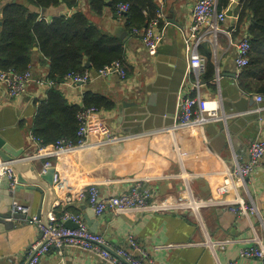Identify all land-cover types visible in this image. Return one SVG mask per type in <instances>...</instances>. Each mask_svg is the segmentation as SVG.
Segmentation results:
<instances>
[{
  "label": "crops",
  "instance_id": "obj_1",
  "mask_svg": "<svg viewBox=\"0 0 264 264\" xmlns=\"http://www.w3.org/2000/svg\"><path fill=\"white\" fill-rule=\"evenodd\" d=\"M86 1L82 0L78 9L88 14L102 32L124 39L126 66L131 72L127 80L111 75L62 90L70 103L79 106L83 105L87 93L112 99L116 108L98 111L90 121L106 123L113 136L120 140L103 144L102 136L92 135L87 147L50 158L59 176L58 182H54L58 195L55 218L67 210L82 214L87 225L88 220H94L98 225L96 233L105 238L113 252L125 247L132 233L149 257L159 263L263 264L240 257V251L251 245L248 239L254 236V230L264 244V158L244 186L235 185L225 196L229 200L247 201L252 197L258 215L249 218L239 217L217 205L201 207L197 217L193 211L170 210L145 215L108 213L98 218L85 203L65 202L90 183H99L103 194L108 195L126 191L131 180L146 183L156 200L167 199L173 204L215 203L224 197H220L218 189L224 185L227 171L237 163L244 164L250 145L264 139V100L258 103L259 95L244 94L237 84L241 71L235 65L236 45L244 35H235L236 6L232 16L221 25L216 45L206 42L199 49L206 61L211 55L215 78H220L219 85L201 82L200 92L204 99L220 101L224 119L203 128L196 124L175 128L180 98L187 90H193L190 83L196 78L188 68L184 33L200 0H159L167 25L165 39L155 58L148 56L140 34L128 35L124 15L114 16L110 9L102 16L93 15ZM11 2L0 0V8L3 10ZM23 3L48 22L75 12L64 5L42 10ZM35 51L33 75L35 79L47 77L39 49ZM47 91L33 83L23 97L9 100L0 85V129L14 138L16 150H25L24 158L32 162L34 158L40 171L44 161L35 156V150L28 144V134L36 113L35 103L45 98ZM15 201L28 208L31 215L37 216L38 212L39 196L33 198L25 190L0 189V264L24 262L31 243L38 238L35 226L11 217ZM226 239H233L235 243L225 249L203 245L206 241L217 243ZM40 264L111 263L95 253L70 248L62 253L52 249Z\"/></svg>",
  "mask_w": 264,
  "mask_h": 264
},
{
  "label": "built area",
  "instance_id": "obj_2",
  "mask_svg": "<svg viewBox=\"0 0 264 264\" xmlns=\"http://www.w3.org/2000/svg\"><path fill=\"white\" fill-rule=\"evenodd\" d=\"M218 0H200L194 6L191 15V24L189 29L184 33L185 52L188 57V68L190 73H194L196 78L190 83L193 90H187L180 98L177 107L175 128L186 127L192 124L203 128L208 124L223 121L222 107L217 99H204L200 87L202 86L201 76L206 70L207 61L200 54V46L203 43L216 45L220 27L228 19V10L218 11ZM234 6L237 7L235 4ZM235 7V8H236ZM129 5H120L119 13H126ZM232 11V9H231ZM44 19V18H41ZM166 20L163 11L157 14V17L150 23L148 28L141 33L140 39L144 49L151 58L158 55L159 49L166 35ZM136 34H139L137 31ZM251 45L249 39L242 38L236 45L235 63L238 69L248 65ZM117 75L122 80H127L128 74L125 67L120 62H114L98 71L91 73L89 71L82 74H69L65 81L59 85L50 81L47 77L35 79L32 72L23 74L14 71L0 70V85L4 87V96L12 99L23 97L29 90V87L36 83L41 89L49 90L57 87L64 90L69 87L87 85L94 79L110 77ZM220 78L217 76L212 80L219 85ZM196 92V94H195ZM194 93V94H193ZM264 97L258 96L257 101L261 103ZM95 109L82 111L78 115L80 128L78 131V143L59 140L55 144L45 146L41 140H38L33 134L31 141H35L38 146V156L42 158H51L53 156L81 149L88 143V138L92 135L102 136L103 143H118L119 138L113 136L109 126L104 122L92 123L91 116L97 113ZM32 133V132H30ZM34 147V146H33ZM35 150V148H34ZM35 150V152H37ZM264 158V139L253 142L248 149V160L244 164H239L227 171L224 178V185L218 189V194L224 196L218 199V202H194L173 204L168 200H156L153 198L152 189L146 183L134 182L135 185L123 191L121 194L104 195L100 192L97 185H88L77 196L76 200L88 201L96 217H103L108 213L113 215L121 214H149L165 212L170 210L193 211L197 217L201 207L219 206L227 208L231 213L249 218L258 215L257 207L252 199L237 198L229 200L225 196L235 185L241 187L245 185L247 178L252 176L261 166ZM50 168V163L43 166V173ZM59 176L56 174L54 182L57 183ZM6 187L10 192H14L17 187V179L8 164L0 161V188ZM73 198L70 196L66 199L67 204H71ZM11 217L24 223L35 225L38 231V238L31 243L27 253L26 260L19 264H40L41 260L52 249L60 252L64 249H78L84 252H92L100 255L103 259L108 260L111 264H165L154 261L148 253L140 246L133 236L128 237L125 247H119L115 250L116 256L105 249L106 241L98 233H92L82 214H73L65 212L59 218L50 214V226L45 228L36 215H31L29 209L19 205L17 202L12 204ZM11 218V219H12ZM71 221L77 227L69 229L66 223ZM251 245L240 251V257L262 261L264 264V244L261 238L254 230V236L248 239ZM235 240L226 239L217 243L206 241L204 246L215 248L216 246L225 249L227 246L234 244ZM122 258V260H120Z\"/></svg>",
  "mask_w": 264,
  "mask_h": 264
},
{
  "label": "trees",
  "instance_id": "obj_3",
  "mask_svg": "<svg viewBox=\"0 0 264 264\" xmlns=\"http://www.w3.org/2000/svg\"><path fill=\"white\" fill-rule=\"evenodd\" d=\"M23 1L48 10L64 5L75 11L70 16H59L50 22L31 12ZM232 0H218V11L228 9ZM82 0H13L3 10L0 25V70L20 74L32 72L35 48L47 67V79L57 85L69 74L87 71L97 73L114 62L126 66L124 39L102 32L84 11L79 10ZM89 12L102 16L110 9L114 16L124 15L128 35L136 31L141 35L162 11L159 0H87ZM129 5L126 13H119L120 5ZM237 23L235 35L249 39L251 50L248 65L241 69L237 79L244 94L264 97V0H239L235 9ZM201 47V46H200ZM33 73V72H32ZM215 78V66L209 54L201 81L209 83ZM36 113L30 131L43 145L59 140L78 143L80 122L78 115L88 109L113 111L116 103L107 97L87 93L83 105L68 101L61 89L53 87L45 98L35 103ZM64 213V212H63ZM61 213V215L63 214ZM60 215V216H61ZM59 216V217H60Z\"/></svg>",
  "mask_w": 264,
  "mask_h": 264
},
{
  "label": "water",
  "instance_id": "obj_4",
  "mask_svg": "<svg viewBox=\"0 0 264 264\" xmlns=\"http://www.w3.org/2000/svg\"><path fill=\"white\" fill-rule=\"evenodd\" d=\"M0 8V25H2L3 13ZM228 17L232 16V12L227 13ZM171 21V20H170ZM178 26V23L171 21ZM10 133L0 129V161L9 165L17 179V187L15 191L25 190L31 196H39V205L37 217L45 228L50 226V214L55 213L54 204L58 201L56 188H54V179L56 175L55 169H49L46 173H41L37 166L28 158H24L25 150H16L14 148V138L10 137ZM66 227L75 229L77 226L68 221ZM88 225L92 232L97 231L94 220H88ZM112 255L115 252L105 247ZM122 260V258L120 259Z\"/></svg>",
  "mask_w": 264,
  "mask_h": 264
},
{
  "label": "rangeland",
  "instance_id": "obj_5",
  "mask_svg": "<svg viewBox=\"0 0 264 264\" xmlns=\"http://www.w3.org/2000/svg\"><path fill=\"white\" fill-rule=\"evenodd\" d=\"M239 1V0H238ZM238 1H234V0H232L231 1V3H230V5H229V7H228V12L230 11V12H232V14H233V11H234V5L236 4V5H238ZM231 9H232V11H231ZM228 17V16H227ZM229 18V17H228ZM227 21V20H226ZM236 60V59H235ZM235 65H236V63H235ZM236 67H237V65H236ZM238 68V67H237ZM240 71H241V69H239ZM5 98H7V97H5ZM7 99H9V98H7ZM10 100V99H9ZM31 132V131H30ZM33 133H29L28 134V139H26V140H28V144L30 145V147H32V149L34 150V148H35V150L37 151V149H38V146H37V144H35L36 142L35 141H31V135H32ZM88 140H89V138H88ZM88 144H89V142L87 143V145H85L83 148H85V147H87L88 146ZM103 144H105V143H103ZM109 144V143H108ZM115 144V143H114ZM34 146V147H33ZM35 156H38V151L36 152V155ZM38 158H40V160H43L44 161V163H42V169H41V171H40V167H39V165H37L36 163H35V160H34V158H33V162L32 163H34L36 166H37V168L39 169V171L41 172V173H43L42 171H43V166L46 164V163H50V168L49 169H56L55 167H54V165H53V162L49 159V158H42V157H38ZM48 169V170H49ZM128 183L129 184H127L129 187L128 188H130V187H132L133 185H135V183H134V181H131V180H128ZM141 183V182H140ZM88 185H97V187L99 188V190H100V192L103 194V192L101 191V189H100V184L99 183H97V182H94V183H90V184H88ZM87 187V186H86ZM85 187V188H86ZM6 189L7 190V188L6 187H1L0 189ZM54 188H55V184H54ZM85 188H83L82 190H84ZM82 190H80L78 193H77V195L76 196H71L72 198H73V201L74 200H76V198H77V196L79 195V193L82 191ZM9 191V190H8ZM153 198H155V197H153ZM167 200V199H166ZM78 201V200H77ZM161 201V200H160ZM16 202V201H15ZM58 202V201H57ZM56 202V203H57ZM65 202H66V200H65ZM79 202H81V201H79ZM82 203H85L86 205H88V206H90L91 207V205L88 203V201H84V202H82ZM19 204V203H18ZM20 205V204H19ZM23 206V205H22ZM55 206V205H54ZM25 207V206H24ZM54 208H57V207H54ZM92 208V207H91ZM64 213L65 212H69V211H63ZM63 213V214H64ZM158 213H165V212H163V211H161V212H158ZM74 214V213H73ZM109 214H112V213H109ZM121 215H127V214H121ZM121 215H119V216H121ZM142 215H145V214H142ZM114 216H117V215H114ZM59 218V217H58ZM100 218V217H99ZM21 222H23V221H21ZM24 223V222H23ZM27 223V222H26ZM33 226H35V225H33ZM38 232V231H37ZM92 233H94V232H92ZM96 233V232H95ZM129 236H133L134 237V239L136 240V237L134 236V234H129L128 235V237ZM128 237H127V241H128ZM103 239L105 240V238L103 237ZM106 241V240H105ZM137 241V240H136ZM106 244H107V242H106ZM105 247H108L109 248V245L107 244ZM106 249V248H105ZM110 249V248H109ZM57 250V249H56ZM65 250V249H64ZM107 250V249H106ZM59 251V250H58ZM63 251H59V253H62ZM50 253V252H49ZM48 253V254H49ZM47 254V255H48ZM46 255V256H47Z\"/></svg>",
  "mask_w": 264,
  "mask_h": 264
}]
</instances>
